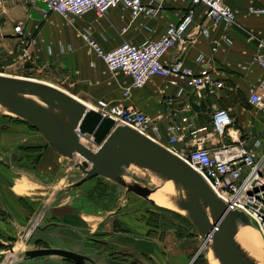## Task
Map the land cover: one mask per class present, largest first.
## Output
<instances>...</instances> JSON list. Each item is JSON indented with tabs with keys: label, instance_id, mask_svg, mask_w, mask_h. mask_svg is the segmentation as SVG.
Returning a JSON list of instances; mask_svg holds the SVG:
<instances>
[{
	"label": "crops",
	"instance_id": "1",
	"mask_svg": "<svg viewBox=\"0 0 264 264\" xmlns=\"http://www.w3.org/2000/svg\"><path fill=\"white\" fill-rule=\"evenodd\" d=\"M150 1L143 0L145 3ZM224 1L236 12L232 24L226 26L224 22L213 21L206 16L204 6L198 5L195 7L189 32L163 56L166 64L182 60L185 66L194 70L204 66L205 62L197 59L200 54L212 58L210 67L216 71V76L218 74L225 80L226 86L217 94L207 95L199 100L192 89L186 86L183 95L178 96L179 87L161 76H153L144 86L132 88L128 96H125L123 91L131 85L132 77L122 71L111 72L104 60L79 34L81 29H89L92 37L104 50H111L125 41L141 44L157 40L170 23L181 21L191 7V0H154L159 6V11L154 16L140 14L133 17L130 9L118 6L111 8L105 15L89 11L77 17L74 22L58 12L46 15L44 3L40 0H0V69L6 74L18 76H23L22 73L27 71L46 73L53 79L67 81L69 92L91 105L103 98L142 110L159 120L160 142L164 146H169L167 127L180 121L183 115L189 116L197 128L208 126V130L199 133L202 146H215L228 141L212 129V113L217 107L230 109L236 126L244 136L261 135L264 131L261 114L249 104L248 99L255 89L264 93V67L254 59L258 51V38L264 36V13L257 11L264 7V0ZM19 23L23 26L22 34L15 31V26ZM201 25L210 29L209 36L198 33ZM30 37L37 40L31 48L34 59L25 63L20 60V48L23 40ZM226 38H230L232 42L228 43ZM216 46L217 49L213 51ZM168 100L172 101L170 108ZM175 109L179 111L175 112ZM10 134L12 135L8 134L7 138L9 142L4 141L6 136L3 135L0 141V152L5 154L4 158L11 155L9 160L0 157V251L10 248L15 252L19 245L20 248L13 253L20 255V252L29 249L28 245L21 248L20 241H24L25 229L29 227L33 207L36 206L33 201L44 197L45 189L43 184L29 176L27 169H14V144L10 140L15 137L14 133ZM26 138L32 140L33 145L44 146L46 158L42 161L45 165L48 158H54L55 161L58 159L59 163L62 161L63 156L39 131L26 132ZM29 145L28 142L26 146ZM187 145L189 144L185 140H181L176 147L185 149ZM90 146L97 148L95 145ZM256 153L263 170V146L257 148ZM52 165L56 171L58 166ZM66 185L69 184H64ZM67 189L73 188L66 187L65 190ZM82 189L71 192L66 196L70 198L64 202L71 204L81 199L87 193L85 188ZM170 210L172 209H148V214L145 211L120 212L118 220L107 223L102 230L104 234L98 240L91 239V243L87 242V249L84 251L60 245L51 247L77 250L92 257L96 264H211L207 256L201 255L202 252L197 253L200 242L186 241L185 237L177 235L175 237L176 229L173 225L166 229L164 237L159 235L163 225L158 223L157 215L170 213L173 221L175 218ZM116 212L112 207L88 203L80 217L87 228L91 224L89 231L94 233L103 226L106 219L115 218ZM123 215L127 216L121 220ZM182 225V233H193L196 230L193 224L192 230H189L188 222ZM52 228L73 231L86 237L81 231L82 227L56 221L40 226L37 235L50 234ZM259 234L261 235L260 231ZM22 262L67 264L59 256H44Z\"/></svg>",
	"mask_w": 264,
	"mask_h": 264
},
{
	"label": "water",
	"instance_id": "2",
	"mask_svg": "<svg viewBox=\"0 0 264 264\" xmlns=\"http://www.w3.org/2000/svg\"><path fill=\"white\" fill-rule=\"evenodd\" d=\"M0 114L30 122L60 155L75 160L74 166L84 175L67 188L102 176L125 189L123 200L135 193L156 204L151 195L166 182H172L175 193L165 196L179 211L172 210L187 217L196 228V236L185 240L200 242L197 253L204 250L207 256L212 251L219 264H260L237 240L241 226L255 227L251 218L239 208L228 209L203 176L163 144L129 125L117 124L53 83L3 72ZM82 138L97 148L82 142ZM131 168L150 179L156 176L161 183L146 185L134 177ZM8 252L0 251V263L26 264L22 261L57 255L75 264H96L84 253L61 247L30 249L22 256L12 249L11 254Z\"/></svg>",
	"mask_w": 264,
	"mask_h": 264
},
{
	"label": "built area",
	"instance_id": "3",
	"mask_svg": "<svg viewBox=\"0 0 264 264\" xmlns=\"http://www.w3.org/2000/svg\"><path fill=\"white\" fill-rule=\"evenodd\" d=\"M44 3L46 15L58 12L70 22L83 14L94 11L105 15L111 8L122 6L131 11L133 17L140 14L154 16L159 11L154 0L149 3L143 0H40ZM202 5L208 18L216 22L232 24L236 18L235 10L224 0H191V7L181 21L170 23L165 33L157 40L141 44L125 41L111 50H104L91 31L81 29L79 34L86 44L100 56L111 72L122 71L132 77V83L123 91L125 96L131 89L144 86L153 76L168 78V82L179 87L178 96L183 95L185 86L192 89L197 99L207 95L217 94L225 88L223 78L216 76V71L210 67L212 58L204 54L198 56V61H204V66L194 70L177 60L171 64L163 61L164 54L178 41L183 39L192 25L195 7ZM257 11L264 13V7ZM17 33H23L22 24L15 26ZM198 33L210 35V29L201 25ZM231 43L230 38H226ZM37 43L35 37L23 40L20 48V60L25 63L33 61L31 48ZM217 49L213 47V51ZM264 36L258 38V51L254 59L264 67ZM1 67V63H0ZM248 102L261 114L264 125V93L255 89L250 94ZM169 108L172 101L168 100ZM189 106V105H187ZM103 116L113 118L117 124L129 125L139 132L160 142L159 120L135 107L122 103L107 101L100 98L92 106ZM179 109H175L178 112ZM211 125L213 131L228 141L215 146H202L199 133L208 130V126L197 128L193 120L183 115L180 121L169 124V146L171 152L178 155L191 167L197 170L208 182L215 193L222 198L228 209L239 208L253 221L264 238V172L257 158L256 150L264 148V131L261 135L241 134L236 126V120L229 108L217 107L213 110ZM185 140L187 148L179 149L176 144ZM249 141H252L250 143ZM162 144V143H161ZM29 235V234H28Z\"/></svg>",
	"mask_w": 264,
	"mask_h": 264
},
{
	"label": "rangeland",
	"instance_id": "4",
	"mask_svg": "<svg viewBox=\"0 0 264 264\" xmlns=\"http://www.w3.org/2000/svg\"><path fill=\"white\" fill-rule=\"evenodd\" d=\"M0 72L4 73L3 69H0ZM23 77H31L43 81H47L61 87L69 92L68 90V82L64 80H57L51 78L49 74L34 72V71H27L22 73ZM94 105V104H92ZM32 124L24 119L13 115H6L0 114V141L1 136H6L4 141H7L8 134L14 133V139L10 141L14 144V151L13 154L15 162H14V169L17 171H22L23 169H27L29 176L41 185L43 184L45 192L44 197H40L39 200L33 201L36 206L33 207V213L31 214L29 220V227L25 229L24 233V241L22 242L21 248L23 245L29 247V249L35 248H48L51 245H60L62 247H73L80 249V251H84L87 248V242H90V237L100 238L102 234V230L105 228V225L109 222L117 221V215L120 212H129V211H145L147 214L149 213L148 209H157L162 206L158 204L151 203L142 197L136 195L135 193H129L127 198L123 200V195L125 189L120 186L119 184L104 178L102 176H95L81 185L73 188L72 190L66 189L64 184H70L74 181L79 180L84 174L82 171L74 166L75 160H72L68 157L63 156L62 161L59 163V160L54 158H48L47 164L43 162L46 156L44 155V150L41 149V145H33L32 140H27L26 132H37ZM5 134V135H4ZM9 142V141H7ZM29 142V147L26 146ZM24 148V150H23ZM0 157L4 158L5 154L0 152ZM6 158H11V155L7 156ZM4 158V160L6 159ZM43 160V161H42ZM58 161V162H57ZM56 163V164H55ZM58 163V164H57ZM52 164L58 166L57 170L55 171L52 168ZM52 165V166H51ZM46 169L48 171H46ZM134 168H131L133 172ZM264 170V169H263ZM134 177L144 184L149 186H154L151 179L148 178L146 175H138L134 173ZM61 182V183H60ZM64 183V184H63ZM152 183V184H151ZM62 185V187H61ZM64 186V187H63ZM61 188H65L64 190ZM85 188L87 190L86 195H82L81 199L77 200L74 203L64 202L65 199H69L66 197L71 192H77ZM83 190V189H82ZM66 197V198H64ZM44 198V199H42ZM64 198V199H63ZM42 199V200H41ZM63 203H68L70 205H64ZM94 205V206H104L107 208H115L117 212L115 213V218H108L104 221L103 226L99 228L97 232L90 233V228H92L91 224L87 228V224L85 225V221L81 219V213L84 211L86 204ZM166 208V207H165ZM160 211V210H159ZM159 214V213H158ZM81 216V217H80ZM127 215H123L120 217L121 220ZM158 223L163 225L162 231L159 232L161 237H164L166 229L173 225V228L176 229L174 231L175 237L178 235V228L183 227V221L175 218L173 221L171 220L172 215L168 214H159L157 215ZM50 221L62 222V223H69L72 225H77L82 227L81 230L84 236L83 237L76 234L73 231L61 230V229H50V234H39L37 235L40 226H44L46 223ZM173 223V224H172ZM167 227V228H166ZM192 230V229H191ZM53 231V232H52ZM187 233V232H186ZM29 234V235H28ZM190 234V233H187ZM196 230L192 233V235L196 236ZM262 235V233H261ZM262 246L264 248V238L261 237ZM91 243V242H90ZM96 244V243H95ZM89 246V245H88ZM20 248L17 245L16 250ZM11 254L10 248L7 249ZM24 251V252H25ZM16 252V251H15ZM14 252V253H15ZM24 252H20L18 256L24 255ZM18 254V253H17ZM16 254V255H17ZM22 254V255H21ZM201 255L206 256L204 250L202 251ZM63 259L64 263L71 264L72 261L59 256ZM40 258V257H39ZM4 263V262H2Z\"/></svg>",
	"mask_w": 264,
	"mask_h": 264
},
{
	"label": "bare ground",
	"instance_id": "5",
	"mask_svg": "<svg viewBox=\"0 0 264 264\" xmlns=\"http://www.w3.org/2000/svg\"><path fill=\"white\" fill-rule=\"evenodd\" d=\"M86 104L90 107L93 106L89 103ZM82 141L88 144L89 146L92 145L91 142L85 138H82ZM133 170H134L133 172H135L138 175H144V173L138 169L134 168ZM151 181L153 184L159 185L161 183L160 179L157 178L156 176H152ZM166 193H171V194L175 193L172 182H166L165 184H163V186H161V188L157 192H154L151 195V198L155 200L156 204L160 206L179 211L177 207L165 196ZM237 240L244 246L246 250L249 251V253H251V255H253L259 261L260 264H264L263 246L259 236L258 228L256 226L255 227L251 225L241 226L237 234ZM53 256H57V255H53ZM207 258L211 264H219L217 259L214 257L212 251H209V253H207Z\"/></svg>",
	"mask_w": 264,
	"mask_h": 264
},
{
	"label": "trees",
	"instance_id": "6",
	"mask_svg": "<svg viewBox=\"0 0 264 264\" xmlns=\"http://www.w3.org/2000/svg\"><path fill=\"white\" fill-rule=\"evenodd\" d=\"M43 148H44V146L41 147L42 150H43ZM160 208L166 209L165 207H160ZM170 211L173 213L174 218H178L179 220H182L183 222H188L190 224L189 230H191L192 223L190 222V220L187 217L182 216L180 213H178V212H176L174 210H170ZM178 235L180 237H185V238H187V237H194L191 232H190V234L182 233L179 228H178ZM71 263L74 264L73 262H71Z\"/></svg>",
	"mask_w": 264,
	"mask_h": 264
},
{
	"label": "flooded vegetation",
	"instance_id": "7",
	"mask_svg": "<svg viewBox=\"0 0 264 264\" xmlns=\"http://www.w3.org/2000/svg\"><path fill=\"white\" fill-rule=\"evenodd\" d=\"M92 238H90V239H96V240H98V238H96V237H93V236H91Z\"/></svg>",
	"mask_w": 264,
	"mask_h": 264
}]
</instances>
